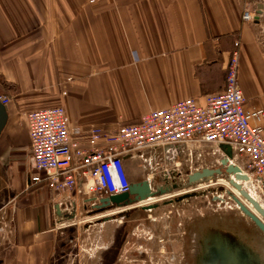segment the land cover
Returning <instances> with one entry per match:
<instances>
[{
  "label": "crops",
  "instance_id": "obj_1",
  "mask_svg": "<svg viewBox=\"0 0 264 264\" xmlns=\"http://www.w3.org/2000/svg\"><path fill=\"white\" fill-rule=\"evenodd\" d=\"M260 2L0 0V97L9 98L0 102L7 113L0 202L8 201L13 215L0 233V264H47L60 222L55 207L70 201L77 208L79 199L76 190L60 196L30 182L26 114L61 105L70 127L87 133L112 130L118 121L134 124L186 99L202 105L224 90L235 40L245 110H264V51L257 41L264 18L241 19L244 5L257 12ZM235 231L205 230L208 239L227 235L264 264L261 235L258 252Z\"/></svg>",
  "mask_w": 264,
  "mask_h": 264
},
{
  "label": "built area",
  "instance_id": "obj_2",
  "mask_svg": "<svg viewBox=\"0 0 264 264\" xmlns=\"http://www.w3.org/2000/svg\"><path fill=\"white\" fill-rule=\"evenodd\" d=\"M262 3L264 7V0ZM256 16L255 10L244 5L243 22L253 23ZM239 46L236 40L226 68L224 90L206 97L202 105L193 98L186 99L109 132L72 129L62 107L28 113L30 182L45 184L60 196L76 190L80 205L93 208L103 198L129 191L126 161L152 166L159 157H182L189 163L204 161L207 156L224 159L227 157L220 147L227 146L233 155L228 165L235 164L233 159L240 161L239 168L245 173L241 174L247 177V181H234L252 194L264 210V110H245L237 79ZM0 102L6 105L9 100L0 97ZM217 163L220 167L221 159ZM71 204L58 203L65 213L71 211Z\"/></svg>",
  "mask_w": 264,
  "mask_h": 264
},
{
  "label": "rangeland",
  "instance_id": "obj_3",
  "mask_svg": "<svg viewBox=\"0 0 264 264\" xmlns=\"http://www.w3.org/2000/svg\"><path fill=\"white\" fill-rule=\"evenodd\" d=\"M258 1H261L259 4L262 6L261 14L259 15L261 21L262 15L264 18L263 0ZM253 7L254 6L252 5L249 8L255 10ZM258 33L259 35L257 36V41L261 44V48L264 51V20L262 24H259ZM238 41L240 42V40ZM61 96H64L63 92L61 93ZM7 99L9 100V98ZM56 107L64 108L61 105ZM120 124H122V122L118 121L115 124L114 129H116ZM103 131L109 132L110 130ZM28 151H30L29 147ZM219 159L222 160V156H219L216 159H212L207 156L204 161L193 160L189 163L182 157L174 159L159 157L153 162L152 166L138 161L129 162L126 165V171L131 183H138L142 180L146 181L147 179L151 180L154 176L156 181L159 180L157 183L159 184L161 181L160 178H162L163 175L164 178L167 179L171 172L176 175L179 170H181L184 173V176L179 175L177 176L178 178L175 177V179L179 181L175 180L174 183H182L184 181H180V179H185L186 174L189 175L204 168H219L217 163ZM29 161L30 158L28 153L27 163L30 168ZM233 162L235 163V166L239 165L237 167L241 166L242 168L240 161L233 159ZM220 167L223 170V166ZM226 191L233 194L246 208L248 207L247 210L251 212L255 211L246 200L240 197L237 191L229 186V183L227 179H225L224 175L217 176L209 182L196 184L188 188V193L197 194L195 197L188 199L189 206L187 205V202H181L178 205H174L172 208H167L179 211V213H181V210L185 212L184 228H178V226L175 225V229L177 231H174L173 234V253L165 255V249L160 247L154 248L151 246L150 243L153 241V236L148 234L149 229L134 228L131 230V234L126 238L123 251L119 253L121 262L116 264H139V258H137L138 252L144 251L143 249H146L147 251H149V249L152 250L153 257L155 258L153 264H194L192 259L196 252L195 248L197 247L198 241L197 235H199L201 231L203 232L205 230L204 228L207 230L208 228H215L214 226L220 229L228 230L235 235L237 234L232 231H235L237 228L240 233H244V235H241L244 239H246V242L247 238L251 240L248 241L249 243L247 242L250 244L251 248H254L255 251L258 252L259 250L262 251L258 240L259 232L250 222L249 218L240 213L239 210H236V205L226 194ZM183 192L184 190L182 189L175 192L173 191L170 192L168 196H174L175 194L178 195ZM249 196L256 202L252 194ZM216 197H218L221 201H215L214 198ZM153 200L150 201L149 204H152ZM8 205V201L0 202V224L1 221L2 223H5L4 225H0V233H2L4 229L9 226L8 219L13 216L12 211L10 213V210L5 209ZM11 206L12 205L10 204L9 208H11ZM75 212L74 217L70 220L66 219L59 222L55 233L57 236L56 242L50 251L49 257H47V264H104V253L107 244V226H111L108 230L110 233L114 234V230L116 232V226L118 223H110L108 225L104 224L102 218L104 213L96 212L88 206H81L80 196ZM146 216H151V219L153 220V213L147 214ZM138 218L139 215L134 217V219ZM181 219L182 218L178 219V223ZM149 238H151V240H148ZM140 246L143 248L140 249ZM172 258H174L173 262H171Z\"/></svg>",
  "mask_w": 264,
  "mask_h": 264
},
{
  "label": "flooded vegetation",
  "instance_id": "obj_4",
  "mask_svg": "<svg viewBox=\"0 0 264 264\" xmlns=\"http://www.w3.org/2000/svg\"><path fill=\"white\" fill-rule=\"evenodd\" d=\"M180 171L181 170H179V172L176 175L173 172H171L170 173L171 177L170 175H168L167 179H165L163 175V177L160 178L161 181L159 184H157L159 180L156 181V179H154V176L151 180L147 179L146 181L142 180L139 182L140 184L146 182L149 185L151 192L154 193V197H153L154 200L152 204H145L144 206H139L140 203L139 201L138 202L135 201L134 196L126 195L125 197H123V203H121L120 205L109 204L107 207L104 208L103 210L104 216L102 217L103 223L107 225L110 223H118V225L116 226V232L114 230V234L110 233L108 230V228H110L111 226H107V232H106L107 244L104 253L105 254L104 264H116L121 262L120 259L121 257L119 256V253L123 251V248L125 247L126 238L128 237V235L131 234V230H133L134 228L149 229L148 234L153 236V241L150 243V245L153 246L154 248L160 247L162 249H165V255H168L169 253L170 254L173 253L172 250L173 234L174 231H177L175 229V225H177L178 228L179 227H182V229L184 228L185 212L181 210V213H179V211H175L173 209H167V208H172L174 205H178L181 202L188 203V199H182L181 201L178 200L176 201V199L179 196L188 194V191L186 193H181L174 196L173 195L168 196L169 194L166 193V189L170 188L175 182V180H177L175 179V177L179 175L184 176V173ZM188 176L189 175L186 174L185 179L182 178L180 179V181H184L181 184H184L187 181ZM129 200L132 201V203L125 204V202H129ZM150 205H153L154 208L143 209V207ZM187 205L189 206V203ZM151 213H153V220L151 219V216H146L147 214H151ZM136 215H139L138 219H134ZM179 218L182 219L178 223ZM152 221H153V226H152ZM214 227L215 228H212L213 230L215 229L219 231L222 230L220 228H217L216 226ZM204 229L206 230V228ZM205 230L203 232L201 231V233L197 235L198 241H197V247L195 248L196 252L192 259L194 261V264H203L207 261L205 256L201 255L203 251L202 247H204L205 244V239H208L210 237V236H206ZM217 239L223 240L225 244L232 245V242L229 241L228 236L227 235L224 236L223 234H221L220 237H213L209 240L214 241ZM148 240H151V238H149ZM205 247H207V245H205ZM225 247L229 248L226 245ZM139 248L142 249L143 247L140 246ZM143 250L144 251L138 252L137 258H139L138 260L139 264H153L155 258L153 257L152 250L151 249H149V251H147L146 249ZM208 251L211 253L213 252L212 249H208ZM173 261L174 258L171 259V262Z\"/></svg>",
  "mask_w": 264,
  "mask_h": 264
},
{
  "label": "water",
  "instance_id": "obj_5",
  "mask_svg": "<svg viewBox=\"0 0 264 264\" xmlns=\"http://www.w3.org/2000/svg\"><path fill=\"white\" fill-rule=\"evenodd\" d=\"M262 6L258 7L257 16L255 17V22H259L260 18L259 15L261 14ZM7 120V113L5 107L0 104V131L5 125ZM220 149L225 153L227 158H224L221 160V165L224 167L225 170H222V168H215V169H208L204 168L201 171H197L192 173L191 175L187 177V181L184 184L181 183H173V185L166 189V193L169 194L170 192H175L177 190H184L183 193H186L188 191V188L191 186H194L196 184H201L204 182H209L213 178L217 176H221L223 174L226 175V179L229 183V186L236 190L240 197L244 200H246L250 206L255 210V212L258 213L260 218L264 221V210L259 206L257 202H255L245 190L241 188V186L235 182L233 179H231V175H234L235 180L237 181H247V177L243 176L241 174L240 169L232 164L228 165V160H231L233 158L232 151L230 147L227 146H221ZM158 191V189H157ZM165 193V191H164ZM226 194L229 196V198L233 201V203L239 208V211L244 214L253 226L256 228V230L261 234L263 243H264V223L261 222L255 215H253L247 208L239 202V200L231 194L229 191H226ZM126 195L134 196L135 201L145 202L149 198L154 197V193L151 192L149 185L146 182H143L142 184L138 183H131L129 187V192L127 194L118 195V196H110L108 198H103L100 200V204L93 207V210L96 212H103L104 208L107 207L109 204L113 205H120L123 203V197ZM177 195V194H175ZM197 194L194 193H188L184 194L183 196H179L176 201H181L182 199H189L192 197H195ZM214 200L221 201L218 197L214 198ZM132 201L129 200V202H125V204H130ZM75 204H71V211L69 214L62 212L60 207L57 205L55 207V215L57 218H59L60 221L62 220H70L75 215ZM153 205L144 207L143 209H153ZM103 214V213H102ZM207 245V247H205ZM228 246L229 248L225 247ZM264 247V246H263ZM202 256H205L206 262L203 264H259L258 263V257L256 255L249 256L243 252L244 248H241L240 245L237 243L231 244H225L223 240L217 239V240H207L205 239V244ZM208 249H212L213 252H209ZM226 249V250H225Z\"/></svg>",
  "mask_w": 264,
  "mask_h": 264
},
{
  "label": "bare ground",
  "instance_id": "obj_6",
  "mask_svg": "<svg viewBox=\"0 0 264 264\" xmlns=\"http://www.w3.org/2000/svg\"><path fill=\"white\" fill-rule=\"evenodd\" d=\"M230 164H232V165H234L232 162H230ZM239 168V167H238ZM211 169V168H210ZM240 169V171H241V173H243V174H245L244 172H243V170L241 169V168H239ZM223 170H225V167H223ZM201 171V170H200ZM199 172V171H198ZM194 173V172H193ZM192 174V173H191ZM190 174V175H191ZM231 179H233V180H235V177H234V175H231ZM236 182V181H235ZM153 200V198H149V199H147V201H145L144 203L143 202H141L140 204H139V206H144L145 204H149L150 203V201H152ZM147 207V206H146ZM144 208V207H143ZM248 208V207H247ZM118 209V208H117ZM118 212V211H117ZM116 212V213H117ZM251 212V211H250ZM253 215H255L261 222H263V220L260 218V216L258 215V213L257 212H251ZM264 223V222H263Z\"/></svg>",
  "mask_w": 264,
  "mask_h": 264
}]
</instances>
